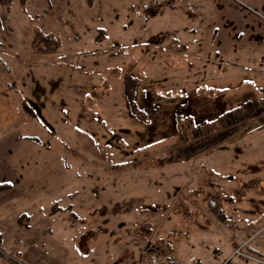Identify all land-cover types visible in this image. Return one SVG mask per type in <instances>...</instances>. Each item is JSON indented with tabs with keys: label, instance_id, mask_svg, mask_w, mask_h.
<instances>
[{
	"label": "rangeland",
	"instance_id": "374dc122",
	"mask_svg": "<svg viewBox=\"0 0 264 264\" xmlns=\"http://www.w3.org/2000/svg\"><path fill=\"white\" fill-rule=\"evenodd\" d=\"M238 30L264 43V0H0L3 252L24 264L264 257V183L243 184L264 181V115L225 149L158 163L181 140L177 112L219 124L264 101V58L228 66L216 52ZM39 33L58 39L53 53ZM128 74L147 121L131 111ZM203 205L229 218L210 222Z\"/></svg>",
	"mask_w": 264,
	"mask_h": 264
},
{
	"label": "trees",
	"instance_id": "16d2710c",
	"mask_svg": "<svg viewBox=\"0 0 264 264\" xmlns=\"http://www.w3.org/2000/svg\"><path fill=\"white\" fill-rule=\"evenodd\" d=\"M85 1L87 4L92 5L96 0ZM35 43L43 53H53L56 48H53L51 45L57 47L59 44L58 39L44 33L36 35ZM137 83L138 82L128 74L124 80V92L133 114L137 118L147 121L146 114L144 115V111L139 107L135 99ZM263 115L264 101L258 98L248 100L239 107H235L220 115L216 118L219 124H215V120L206 121V119L204 122H197L190 116H182L179 111L176 113L177 133L173 134V136H180L181 140L169 147L167 151H165V156H163L158 163L162 166H166L181 162H190L215 149H225L230 142H234L236 139L241 138V136L246 133V129L249 130L250 126ZM183 120H186L188 124L185 130L180 128ZM191 125L193 127H191ZM29 138L32 137H28V139ZM133 162L137 163L138 161L134 160ZM1 187L2 185H0V189ZM216 214L221 221L229 218L224 210L221 209L216 210ZM0 257L4 258L7 264H24L18 259L8 256L3 252L2 234H0Z\"/></svg>",
	"mask_w": 264,
	"mask_h": 264
},
{
	"label": "crops",
	"instance_id": "0c3cea01",
	"mask_svg": "<svg viewBox=\"0 0 264 264\" xmlns=\"http://www.w3.org/2000/svg\"><path fill=\"white\" fill-rule=\"evenodd\" d=\"M227 24V23H226ZM228 25V24H227ZM218 28H215V30H214V37L215 36H217L218 35ZM234 35V34H233ZM228 36V35H227ZM227 36H224L225 37V40L226 39H228V37ZM231 39L230 40H238V41H236V42H238L239 44H238V47H241L239 50H234L233 49V45L234 46H237V43L236 42H231V44H230V42H228V44L225 46V49H223L222 51H220L221 50V48H220V50H216V52H217V54L218 53H220V54H224L225 56H227L226 57V61H227V64H228V66H233V64L234 65H236L237 64V62H236V60H235V57L237 56V55H239L240 53H242L243 55H246V56H250V57H255V58H258V57H260V58H264V43H262L260 40L258 41L257 39H254V37L253 36H250L249 35V33L247 34H245L243 31H241V30H238V35H236V37H233V36H231L230 37ZM242 41H245L246 43H244V42H242ZM242 44H244V46L245 47H243V45ZM246 48V49H245ZM217 57H218V55H217ZM216 60H218V59H215L214 61H215V63H218V62H216ZM259 60V59H258ZM255 61H256V63H255V65H259L261 68H262V65L259 63V62H261L260 60H259V62L255 59ZM251 174H249L248 176H245V183H243L244 185L246 184V183H248V185L250 186H256V185H259L260 183L262 184V183H264V179H262V181L263 182H255V180L254 179H249V176H250ZM246 181H248V182H246ZM258 181H260V180H258ZM243 201H245V197L244 198H241V200L239 199V203L240 202H243ZM234 208H236V211L235 212H241L240 210H239V208L240 207H234ZM208 211H209V209H208V207L206 208L204 205H203V214H205L206 216H209V217H211V219H209L210 220V222H217V223H221L222 221L219 219V217H218V215L216 214V213H210L209 215L207 214L208 213ZM233 212V211H232ZM231 212V213H232ZM227 213H228V215H230V213H229V210H227ZM238 213H237V215H238ZM243 214H245V213H243ZM231 218V217H230ZM115 241H116V239L115 238H113ZM133 249H134V247H133ZM134 252H135V250L133 251V253H132V255L134 256ZM164 254H166L165 252H164ZM166 255H170V253L168 252ZM123 256H125V255H123ZM171 256V255H170ZM179 260V259H178ZM126 264H128V260H127V263Z\"/></svg>",
	"mask_w": 264,
	"mask_h": 264
},
{
	"label": "built area",
	"instance_id": "2783aa9c",
	"mask_svg": "<svg viewBox=\"0 0 264 264\" xmlns=\"http://www.w3.org/2000/svg\"><path fill=\"white\" fill-rule=\"evenodd\" d=\"M148 264H183L177 258L166 255L159 250H153L149 253ZM256 264H264V257L256 259Z\"/></svg>",
	"mask_w": 264,
	"mask_h": 264
}]
</instances>
